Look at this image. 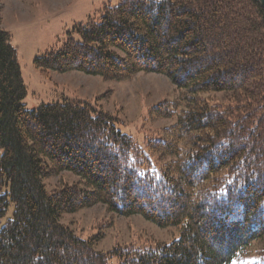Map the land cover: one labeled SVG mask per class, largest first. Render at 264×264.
<instances>
[{
  "label": "trees",
  "instance_id": "16d2710c",
  "mask_svg": "<svg viewBox=\"0 0 264 264\" xmlns=\"http://www.w3.org/2000/svg\"><path fill=\"white\" fill-rule=\"evenodd\" d=\"M34 63L109 81L157 73L181 90L151 107L175 118L142 146L88 100L27 109L11 33L0 16V264H112L61 222L102 204L180 237L122 252L118 264H239L264 239V8L257 0H119L74 26ZM224 93L211 103L207 94ZM81 177L49 191L45 179ZM82 183V184H81ZM254 264H264V257Z\"/></svg>",
  "mask_w": 264,
  "mask_h": 264
},
{
  "label": "rangeland",
  "instance_id": "374dc122",
  "mask_svg": "<svg viewBox=\"0 0 264 264\" xmlns=\"http://www.w3.org/2000/svg\"><path fill=\"white\" fill-rule=\"evenodd\" d=\"M119 0H0L1 27L8 30L11 43L17 49L22 78L27 88L23 102L27 109L64 100H88L120 119L119 128L144 146L150 138L159 139L162 129L174 124L175 118H153L151 107L162 101H174L181 90L169 78L157 73H138L127 81H109L81 71L43 74L36 67L37 56L57 49L74 33V26L99 18L106 4ZM211 103L226 101V94H207ZM72 172L45 179L46 188L53 191L62 184L80 183ZM82 184V183H81ZM13 206L0 219V229L12 218ZM61 222L69 225L83 239L97 238L95 248L113 252L111 263L118 264L122 252L156 249L180 237L176 226L163 228L142 215L120 216L109 212L102 204L64 214ZM264 257V239L254 242L239 264H254Z\"/></svg>",
  "mask_w": 264,
  "mask_h": 264
},
{
  "label": "water",
  "instance_id": "95a60500",
  "mask_svg": "<svg viewBox=\"0 0 264 264\" xmlns=\"http://www.w3.org/2000/svg\"><path fill=\"white\" fill-rule=\"evenodd\" d=\"M261 5L262 7L264 8V0H257Z\"/></svg>",
  "mask_w": 264,
  "mask_h": 264
}]
</instances>
